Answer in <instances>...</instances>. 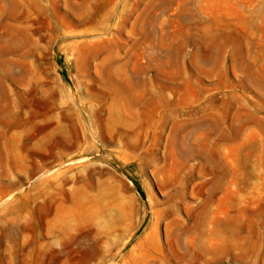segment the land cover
<instances>
[{
    "label": "rangeland",
    "instance_id": "obj_1",
    "mask_svg": "<svg viewBox=\"0 0 264 264\" xmlns=\"http://www.w3.org/2000/svg\"><path fill=\"white\" fill-rule=\"evenodd\" d=\"M0 264H264V0H0Z\"/></svg>",
    "mask_w": 264,
    "mask_h": 264
},
{
    "label": "bare ground",
    "instance_id": "obj_2",
    "mask_svg": "<svg viewBox=\"0 0 264 264\" xmlns=\"http://www.w3.org/2000/svg\"><path fill=\"white\" fill-rule=\"evenodd\" d=\"M116 98H114L113 99V106H112V110H111V113H110V117H116L117 116V109H116V107H115V105H116ZM92 249V248H91ZM95 249V248H94ZM87 251H89V250H87ZM93 251H95V250H93ZM93 251H92V253H93ZM192 258V257H191ZM196 258V257H195ZM194 260V257L192 258V260H190L191 262Z\"/></svg>",
    "mask_w": 264,
    "mask_h": 264
}]
</instances>
